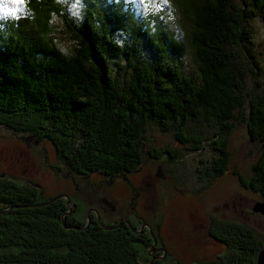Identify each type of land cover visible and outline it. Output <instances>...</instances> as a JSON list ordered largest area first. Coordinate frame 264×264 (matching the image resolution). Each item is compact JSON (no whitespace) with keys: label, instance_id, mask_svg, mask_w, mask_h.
Returning a JSON list of instances; mask_svg holds the SVG:
<instances>
[{"label":"trees","instance_id":"16d2710c","mask_svg":"<svg viewBox=\"0 0 264 264\" xmlns=\"http://www.w3.org/2000/svg\"><path fill=\"white\" fill-rule=\"evenodd\" d=\"M79 1V18L63 0H27L24 14L0 19V126L50 140L65 167L85 175L137 169L148 124L193 151L208 142L222 175L246 105L242 122L264 147V92L253 96L248 87L256 73L245 48L248 19L264 23V0H172L187 20L185 41L166 11L158 20L135 15L125 0ZM58 34L72 39L71 54L58 46ZM187 51L194 77L184 73ZM191 123L212 137L194 133ZM177 153L147 152L153 159ZM239 181L264 197V149L252 177ZM35 186L0 177V264H143L132 234L75 223L59 199L34 206ZM209 234L225 247V264H253L263 246L247 226L223 220L213 219Z\"/></svg>","mask_w":264,"mask_h":264},{"label":"rangeland","instance_id":"374dc122","mask_svg":"<svg viewBox=\"0 0 264 264\" xmlns=\"http://www.w3.org/2000/svg\"><path fill=\"white\" fill-rule=\"evenodd\" d=\"M63 1L69 5V15L79 18L80 1ZM125 2L131 6L135 15L145 14L152 17L153 15L149 14L154 13L157 15L153 17L160 20L158 14L163 11L173 14V21L178 22L175 35L179 34L178 38L185 41L187 20L177 11L172 0ZM4 3L5 0H0V7H3ZM8 7L23 9L21 5L8 4ZM20 13L21 11H18L16 15H5L0 12V19L15 17ZM246 25L252 32V40L245 48L252 56L254 65H251V68H255L256 73L255 78L249 74L248 87L255 96L264 92V23L259 16H253L248 19ZM57 44L67 54L73 52V41L67 34H58ZM184 63V73L194 77L196 68L191 51H187ZM247 111L246 105L244 117L239 119L229 138V159L222 175L215 171L218 152L208 142L202 149L193 151L188 145L178 143L171 132L161 131L153 124L146 126L143 133V163L137 173L127 174V177L133 186L136 185L141 190L137 203L149 207L143 213L142 209L138 208L142 218L154 226L159 225L161 229L163 240L172 256H169L168 260L166 258L163 264H177L176 261H171L172 259H178L180 264H225V247L211 240L208 235L213 219L247 226L258 235L263 246L253 257V264H256L258 254L264 248V215L254 212L253 207L256 202H264V197L260 192L244 188L239 176L246 179L252 177V166L264 147L248 136L246 124L242 122L247 117ZM189 129L194 133H203L209 138L214 133L213 130L195 123H191ZM167 147L178 152L175 159L168 156L153 159L147 154L152 149L161 150ZM87 174L89 177H77L85 174L68 170L59 160L50 140L31 133H15L0 126V177L13 180L23 187L32 188L31 186L37 185V202L44 203L56 196H67L69 204L65 198H59L68 211L65 216L86 222V226L87 214L91 207L101 210L96 201H112L111 192L116 199V207H128L123 200L133 198L135 191L129 194L130 183L123 174L112 178L100 172ZM89 181L95 184L101 182V186L91 189L88 187ZM137 219L132 217L130 222L138 228L141 218ZM118 230L127 233V230ZM137 247L139 260L143 263L145 251ZM245 254L247 256V252Z\"/></svg>","mask_w":264,"mask_h":264},{"label":"flooded vegetation","instance_id":"af4514ba","mask_svg":"<svg viewBox=\"0 0 264 264\" xmlns=\"http://www.w3.org/2000/svg\"><path fill=\"white\" fill-rule=\"evenodd\" d=\"M139 168L140 166L137 169L133 170L132 172L122 173V174L128 179L127 174L137 173L139 171L138 170ZM116 175H111L107 177L112 178L113 176H116ZM77 177L85 178V177H89V175L88 174L77 175ZM88 183L90 184L88 187L91 189L94 187L98 188L101 186V182L95 184L94 182L89 181ZM129 183H130L129 194L133 193V191H135V193H134L133 198L129 197L127 201L123 200V202H125L126 205L128 204V207L126 206H124L123 208L116 207L114 204V202H116V199L113 196V193L111 192L112 201L106 200V199L96 201L98 203L97 206L101 210H99L98 208L91 207L90 212L87 214L88 216L87 227L98 224L102 227L104 226L109 229H120L121 228L122 230H127V233L132 234L138 241L135 243V245L139 246L142 250L145 251L144 260H142L143 264H163V261L166 258L168 260L169 256L170 257L172 256L168 252L166 242L163 240L161 229L159 228V225L154 226V224H151L142 218L141 214L139 213L138 208L140 207L143 213V212H146L149 207H146L147 205L145 206V204L137 203V199L139 198V196H141V190L139 187H136V185L133 186L130 181ZM121 184L123 185V183ZM134 198H135V201H133ZM74 209H75V205H74ZM66 212L68 211L66 210L65 213ZM125 212L126 214H124ZM132 217H134L135 219L139 217L141 218L140 227L137 228L132 225V223L130 222ZM72 218H73V221H75V223L80 222L76 220L75 217H72ZM209 230H208L209 238L215 242H218L210 236ZM171 261H176L177 264H180L178 259L177 260L172 259ZM166 264L168 263L166 262ZM204 264H207V263H204Z\"/></svg>","mask_w":264,"mask_h":264},{"label":"water","instance_id":"95a60500","mask_svg":"<svg viewBox=\"0 0 264 264\" xmlns=\"http://www.w3.org/2000/svg\"><path fill=\"white\" fill-rule=\"evenodd\" d=\"M59 198H65L67 200V204H69V200H68L67 196H56L54 198H51L48 202L35 204L34 206L41 207V206H44V205H48V204L58 200ZM253 211L256 212V213L258 212V213L264 215V202H256V204L253 207ZM64 215H66V214H64ZM70 228L71 227H67V229H70ZM75 229H77V228H75ZM106 229H109V228H106ZM256 264H264V248H263V250H261L259 252Z\"/></svg>","mask_w":264,"mask_h":264},{"label":"snow or ice","instance_id":"6c2138e0","mask_svg":"<svg viewBox=\"0 0 264 264\" xmlns=\"http://www.w3.org/2000/svg\"><path fill=\"white\" fill-rule=\"evenodd\" d=\"M26 0H5L4 6L0 7V12H4L5 15L11 14L16 15L18 11H21V8H9L8 4L12 5H25Z\"/></svg>","mask_w":264,"mask_h":264}]
</instances>
